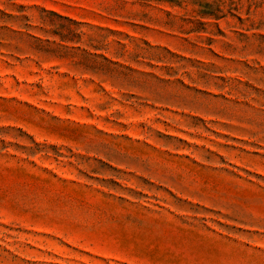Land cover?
Wrapping results in <instances>:
<instances>
[{"label": "rangeland", "instance_id": "1", "mask_svg": "<svg viewBox=\"0 0 264 264\" xmlns=\"http://www.w3.org/2000/svg\"><path fill=\"white\" fill-rule=\"evenodd\" d=\"M0 264H264V0H0Z\"/></svg>", "mask_w": 264, "mask_h": 264}]
</instances>
